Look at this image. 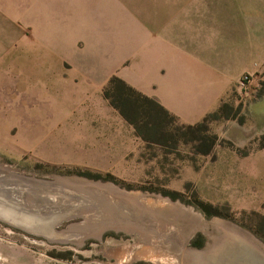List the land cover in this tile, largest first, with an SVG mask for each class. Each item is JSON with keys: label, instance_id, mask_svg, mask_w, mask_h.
<instances>
[{"label": "rangeland", "instance_id": "1", "mask_svg": "<svg viewBox=\"0 0 264 264\" xmlns=\"http://www.w3.org/2000/svg\"><path fill=\"white\" fill-rule=\"evenodd\" d=\"M244 1L238 0L236 5L230 0H218V4L216 0H194L188 5L186 23L192 28L217 21L220 28L214 29L222 31L220 23H225L231 41L226 58L235 60L248 50L254 51L252 61L239 62L230 88L220 95L208 89L198 96L185 72H178L176 83L167 82L154 72L153 59H141L139 51L150 34L138 21V0L90 4L89 12L94 8L95 15L92 21L79 22L85 27L69 48L72 53L67 47L59 51L61 55L71 53V59L98 62L106 75L111 74L106 81L81 78L77 76L79 69L64 65L46 70L49 57L57 61L59 54L41 50L44 46L36 47V57L31 60L30 52L21 44L10 48L11 56L18 57L14 68L8 65L10 77L21 78L11 81V87L0 85V162L43 180L71 176L110 182L144 202L160 194L172 201L167 203L192 208L189 214L202 222L176 218L174 230L169 231L177 240L170 244V236L164 237L160 227L162 220L155 219L153 213L150 216L137 208H125L121 200L112 204L108 213L103 205L87 208L92 196L85 197L84 192H91H81L75 186L63 187L64 193L53 189L58 191L52 194L62 197L32 194L30 200L28 187L0 177V204L9 206L11 214L32 226L42 228L45 223L64 230L70 223L86 222L92 228L108 222L107 217L118 224L105 229L101 238L85 231L84 242L77 244L49 239L0 217V264H186L182 250L201 249L222 240L217 219L249 230L264 243V45L258 46L264 40V34L260 36L264 28V11L260 9L264 5ZM81 9L79 4L76 12L82 13ZM254 39L257 45L252 48ZM175 52L177 57L182 51L175 48ZM40 53L46 57L39 58ZM22 61L27 69L21 67ZM22 71L31 78H24ZM38 72L43 74L38 77ZM53 72L57 76L60 73V81ZM113 75L136 86L139 81L154 80L177 119L160 113L120 83L109 87ZM180 79L187 85L183 86ZM30 90L35 92L30 98H3ZM219 107L218 114L204 125L188 127ZM138 192L147 197H139ZM134 225L136 230H130Z\"/></svg>", "mask_w": 264, "mask_h": 264}, {"label": "crops", "instance_id": "2", "mask_svg": "<svg viewBox=\"0 0 264 264\" xmlns=\"http://www.w3.org/2000/svg\"><path fill=\"white\" fill-rule=\"evenodd\" d=\"M101 1L0 0V85L11 87L13 85L11 81L18 80L16 77L21 78V75L10 77L9 74L10 67L14 68V64L18 62V57L11 56L10 48L17 44H21L30 52V60L36 57L34 55V51L37 50L36 47L44 46L41 50L57 52L59 54L58 62L51 55L45 67L46 70H56L57 66L64 65L66 68L79 69L77 76L81 78H88V80L91 78L98 82L99 80L106 81L111 74L106 75L103 71L104 67L98 62L91 59L83 61L79 58L71 59L68 57L73 51L69 48L74 45L73 42L77 34L79 36L78 32L85 27L79 22L92 21L95 15L93 14L94 8L90 13L89 6ZM119 1L126 2V0ZM192 1L194 0H138V6H140V9L138 7V21L143 24L142 27L150 34L149 39L145 38L143 41V48L139 51L141 59L144 62L153 59L155 61L154 72L159 74L161 78L166 79L167 82L173 80L176 83L178 74H181L178 72H185L189 76V83L194 86L193 89L198 96H203L208 89L211 90V94L220 95L226 93L230 88L232 84L231 75L235 74L234 76H236L233 70L238 68L239 62L243 60L252 61L254 51L253 49L248 50L249 53H242L235 60L226 58L225 54L231 41L227 39L225 23H220L223 28L222 31L214 29L220 28L217 21H211L208 25L206 23V26L202 25V27L197 24L195 28H192L191 24L186 23L189 20L188 5ZM220 1L228 3V0ZM256 1L264 5V0ZM216 2L218 4V0ZM234 2L237 5L238 0H230V3ZM79 4L82 5V13L80 14L76 12ZM260 10L264 11V6ZM143 11L147 12L144 13ZM233 14L231 13L232 19H234ZM178 16L179 19L176 18ZM235 16L237 21L238 14H235ZM237 25L239 26V20ZM263 34L264 28L260 31V36ZM223 42L227 44L225 43L222 46ZM254 45H257L255 39L251 41L252 48ZM261 45H264V40L259 42L258 46ZM63 47H67L71 53L61 55L59 51H62L61 48ZM175 48L182 51L177 56L179 58L175 55ZM42 57H46V54L40 53L39 58ZM5 60H7V65H5ZM9 60H12L11 63H9ZM177 61H179V67L176 66ZM21 67L27 69L29 66L22 61ZM26 72L22 71L21 74L24 73V78L30 79L31 74ZM42 74L43 72H38L37 76L39 77ZM52 75L55 76L56 74L53 72ZM55 78L60 81V73ZM38 79L41 80V78ZM122 79L128 81L126 78ZM139 82L138 86L131 81L127 83L143 94L154 98L166 109L176 112L154 80L149 83ZM180 83L183 86L187 85L181 79ZM186 89H190L189 85ZM33 94L35 92L30 90L27 93L5 94L3 98L5 100L24 99L32 97Z\"/></svg>", "mask_w": 264, "mask_h": 264}, {"label": "bare ground", "instance_id": "3", "mask_svg": "<svg viewBox=\"0 0 264 264\" xmlns=\"http://www.w3.org/2000/svg\"><path fill=\"white\" fill-rule=\"evenodd\" d=\"M24 175L25 174L14 170L11 166L0 162V176L1 177L8 178V179H15V178H19V176H24ZM30 179H32V177L29 178V180ZM22 180H25L28 182L27 186L29 188L28 194H29L30 200H31L32 194L33 195L40 194L43 197H45V196L47 197V195H49V196L53 195L54 197L58 198V197H60V195H57L55 193L52 194V192H57L58 190L53 191V189L54 190L59 189L58 192L64 193V191L62 189L63 187L66 186V188H67V186H75V187L80 188L81 192H84L83 190H85V191L87 190L88 192H91V195L84 192L85 197H87V196L91 197L92 196L91 198L93 200V202H92V200H90V201L87 200L89 202L88 203L89 207H87V208L94 209V207H99V205H103L104 211L106 213H108V209H110L111 205L114 203L115 204L120 203V202H118L120 200L123 201V203H121V204H125V202H131V203L135 204V206L139 207V209L144 214L152 216V213H153L155 216V219L162 220L160 227L162 230H164V233H165L164 237H169L172 234L171 231H169V230H172L174 228V226L176 225L175 220L179 216L186 217V218L188 217L189 219L194 220V222H198V221L202 222L201 219L199 220L198 217H196L195 215L189 214L191 212L192 208H189L182 203H178V202L173 203V204L167 203L166 201H168V202H172V201L168 198H164L160 194L156 195V196H154V195H152V196L159 198V200L161 202H158L154 197H152L150 199L147 198L148 201H146V202L140 201L134 193L119 189L117 186H115L113 183H110V182H103L101 180L97 181V180L86 179V178L82 179L79 177H71V176H66V177L61 176L58 178L56 176H54V178L52 177L51 179H47V180H43V178L36 177L35 179H32L31 181H29L28 178L25 177ZM70 191L71 190H69V192ZM74 191H76V190H74ZM77 195L81 196L80 193H77ZM112 196H115V197L113 198ZM138 196L143 198V197H147V194H145L144 192H138ZM10 210H8V212H10ZM25 217H27V216H25ZM107 219H108V222H105L104 224L99 223L98 225L93 226L92 228H90L91 225L89 223H86V222L76 223L75 222V223H70V225L64 230H58L55 228L56 230H58V231H56L55 229H53L54 226H51V225L49 226L48 224H45V223L43 224V227L39 228V229H42L40 231V232H43V233H41L42 235H46V233H48L47 236L50 237L49 239H51V238L52 239H61V240L64 239V240H68V241L73 240V241L77 242V244H81L84 242L83 240L87 237V236H85L86 235L85 231L88 232L90 230L88 232L89 234H93L92 236H95L97 238H101L102 233L105 229H109L112 226L113 227L118 226L117 223L109 222V221L114 220L113 218L107 217ZM102 220H104V219H102ZM118 220H120V219H118ZM217 221H218V223H217L218 228L217 229H219L223 233L222 240L218 244H221L224 241L223 238L226 237L228 234H231V235L239 234L242 237L249 238L250 240H252L253 242H256L257 244L259 243V245L263 246V248H264V243L259 238H257L253 233H251L249 230H247V229H245V228H243V227H241V226H239V225H237L231 221L222 220V219H217ZM205 225H207V224L205 223ZM137 227H138L137 225H134V226H131V229L130 228L129 229L134 231V230H136ZM197 227H199V225ZM209 228L210 227L208 226L207 229L210 231ZM82 229H84V230H82ZM126 229H127V227H126ZM210 236H213V233H211ZM169 238H170V240H169L170 244L174 240H177L176 238L171 237V236ZM187 250L188 249L182 250V251H184L182 253V255L185 258L186 264H188V263L192 264V263H190L191 262L190 258L188 256H186Z\"/></svg>", "mask_w": 264, "mask_h": 264}, {"label": "water", "instance_id": "4", "mask_svg": "<svg viewBox=\"0 0 264 264\" xmlns=\"http://www.w3.org/2000/svg\"><path fill=\"white\" fill-rule=\"evenodd\" d=\"M25 177H27L28 180L31 177L32 179L36 178L35 175L33 176L24 175V176H19V178H15L12 180H18L20 181L21 184H23V186L28 187L27 186L28 182L22 180ZM32 179H30L29 181H31ZM67 187H72V186H67ZM69 194L71 195L72 193L70 192ZM36 195L37 197L42 196L40 194H36ZM75 195L78 196L77 194ZM45 198H52V196L47 195V197L45 196ZM125 203L126 205H124L123 207L125 208L131 207L133 210L137 208L140 211V209L137 206H135V204L131 202H125ZM0 206H2L0 207L1 209L4 208L6 210V211L0 210V217L3 220L12 222V224H15L16 226L25 229L27 231H35L38 233H43L40 232L41 231V229H39L40 227L32 226L24 219L23 220L17 219L13 214L8 212L10 208L7 207L9 206L2 204H0ZM46 235H48V233H46ZM223 239L224 241L221 244H217V245L213 244L211 246L205 245L201 249L188 248L186 256L190 258L192 264H264V248L263 246H260L259 243L257 244L256 242H253L249 238L242 237L239 234L237 235L228 234Z\"/></svg>", "mask_w": 264, "mask_h": 264}, {"label": "trees", "instance_id": "5", "mask_svg": "<svg viewBox=\"0 0 264 264\" xmlns=\"http://www.w3.org/2000/svg\"><path fill=\"white\" fill-rule=\"evenodd\" d=\"M115 83H120L127 90L132 91V92H135L138 95V98L141 99L142 101L147 102V103H152L160 113H163L166 116H170V118L173 119V120H176L177 119V116L176 115L172 114L168 109H166L163 105H161L157 100H155L154 98H151V97L143 94L142 92L136 90L131 85H129L126 81H124L122 78H120V77H118L116 75H114V76H112L110 78V80H109V87H114V84ZM105 95L107 97H109V95L107 94V91L105 92ZM220 109H221V107H219L214 112H209L208 114H206L203 117V119L200 122H198L196 124H190V125H188V127H191L192 128V127H200V126L204 125L205 122H207L210 117H213V116L217 115L218 112L220 111ZM194 244L196 246H202V243H196V242H194Z\"/></svg>", "mask_w": 264, "mask_h": 264}]
</instances>
